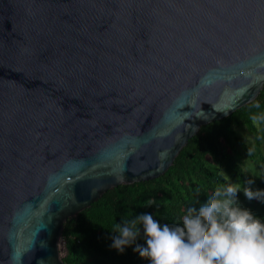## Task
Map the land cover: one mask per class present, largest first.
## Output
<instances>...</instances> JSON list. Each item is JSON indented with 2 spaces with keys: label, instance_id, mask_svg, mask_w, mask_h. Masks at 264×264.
Segmentation results:
<instances>
[{
  "label": "water",
  "instance_id": "95a60500",
  "mask_svg": "<svg viewBox=\"0 0 264 264\" xmlns=\"http://www.w3.org/2000/svg\"><path fill=\"white\" fill-rule=\"evenodd\" d=\"M263 89L264 0H0V264H67L68 219Z\"/></svg>",
  "mask_w": 264,
  "mask_h": 264
},
{
  "label": "trees",
  "instance_id": "16d2710c",
  "mask_svg": "<svg viewBox=\"0 0 264 264\" xmlns=\"http://www.w3.org/2000/svg\"><path fill=\"white\" fill-rule=\"evenodd\" d=\"M259 103L260 108L254 104ZM264 113V89L251 103L231 115L202 125L199 133L182 149L170 169L158 178L121 184L77 216L67 220L63 239L67 264H148L134 249L146 246L142 225L140 236L121 253L112 247L116 225L151 214L162 225L182 226L191 207L197 211L214 195L217 187L241 186L237 199L264 222V202L249 200L243 188L264 190V177L247 165L264 171V123L253 125L250 117ZM251 138H247V137ZM230 178L226 179L225 174ZM264 199V197H262Z\"/></svg>",
  "mask_w": 264,
  "mask_h": 264
},
{
  "label": "clouds",
  "instance_id": "9594fccd",
  "mask_svg": "<svg viewBox=\"0 0 264 264\" xmlns=\"http://www.w3.org/2000/svg\"><path fill=\"white\" fill-rule=\"evenodd\" d=\"M254 107L260 108V104ZM250 119L259 127L264 123V113ZM253 183L248 181L249 186L242 189L244 195L264 202V190L254 191L250 187ZM240 191L236 183L217 187L198 211L195 207L188 209L182 226L162 225L147 213L123 226L117 224L118 235L113 237L112 247L122 253L140 236L138 225H142L146 246L137 245L134 250L148 264H264V222L240 206Z\"/></svg>",
  "mask_w": 264,
  "mask_h": 264
},
{
  "label": "rangeland",
  "instance_id": "374dc122",
  "mask_svg": "<svg viewBox=\"0 0 264 264\" xmlns=\"http://www.w3.org/2000/svg\"><path fill=\"white\" fill-rule=\"evenodd\" d=\"M246 137H247V136H246ZM247 138H251V137H247ZM247 168L250 169V170H252L253 173L258 174L259 176L264 177V171L259 170V169H258L257 167H255L254 165H247ZM61 252H62L63 257H65L66 254H67V250H66V247H65V241H64V239H63L62 242H61Z\"/></svg>",
  "mask_w": 264,
  "mask_h": 264
}]
</instances>
